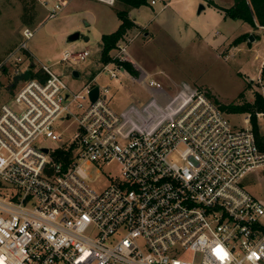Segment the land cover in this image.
<instances>
[{"label": "built area", "instance_id": "obj_1", "mask_svg": "<svg viewBox=\"0 0 264 264\" xmlns=\"http://www.w3.org/2000/svg\"><path fill=\"white\" fill-rule=\"evenodd\" d=\"M62 8L55 2L48 18ZM34 34L24 27L0 62V264H264V199L242 185L264 172L250 116L236 126L197 90L134 125L96 81L126 72L117 61H127V34L77 89L55 67L91 52L35 60ZM110 163L118 174L95 188L85 167Z\"/></svg>", "mask_w": 264, "mask_h": 264}, {"label": "rangeland", "instance_id": "obj_2", "mask_svg": "<svg viewBox=\"0 0 264 264\" xmlns=\"http://www.w3.org/2000/svg\"><path fill=\"white\" fill-rule=\"evenodd\" d=\"M150 1L139 11H130L137 22L147 27L131 28L127 36V51L141 60L142 67L127 60L136 75L126 71L118 74L117 79H109L105 74L96 79L100 86L108 87L107 101L112 109L125 112L131 123L141 126L155 121L168 103L186 100L197 90L208 92L223 104L252 102L256 91L264 96V28L256 26L244 32L248 23L224 16L208 6L207 0H172L161 11V0L154 5ZM215 1L224 7L228 5L227 0ZM55 2L63 8L57 16L48 18ZM200 5L204 10L199 14ZM122 8L117 0L114 7L96 0H47L45 7L38 0H0V62L22 40L21 30L30 28L35 34L27 47L35 60L54 62L66 47L87 48L91 52L78 65L55 67L67 84L77 89L97 73L101 36L117 29L119 19L114 9ZM74 31L88 36V40L79 38L66 43L67 35ZM243 34H252L255 39L234 44L233 40ZM73 70L79 72V78L72 76ZM149 77L160 82L162 89L149 86ZM6 80L2 77L4 83ZM241 92L243 96L239 97ZM226 115L236 126L247 125V113ZM256 116L259 133L264 135V117ZM85 171L90 175V184L97 189L108 185L109 179L118 174L114 163L105 165L100 173L94 165L86 166ZM259 176L258 181L246 176L242 185L252 195L264 199V172Z\"/></svg>", "mask_w": 264, "mask_h": 264}, {"label": "trees", "instance_id": "obj_3", "mask_svg": "<svg viewBox=\"0 0 264 264\" xmlns=\"http://www.w3.org/2000/svg\"><path fill=\"white\" fill-rule=\"evenodd\" d=\"M123 4L122 9H114L119 19V25L114 32L103 34L101 36L102 48L100 50V61L106 63L111 61L109 52L114 48L115 43L122 38L127 32L136 27L134 21L129 17V10L131 8H138L148 4V0H117ZM208 4L216 9L223 11L224 16H230L234 19H239L248 23L250 26L256 28L257 25L264 27V0H233V4L229 7H221L218 4L208 1ZM248 40V36L239 35L233 40L234 44L241 43ZM129 74L136 75L132 65L128 61H117ZM261 73H264V63ZM210 98L216 102L220 108L228 114L247 113L250 116V124L254 132L257 145L260 150L264 151V135L259 133V125L257 122L256 113H262L264 117V96L260 92H254L252 102L242 103H220L217 99L213 98L208 92L206 93ZM243 96V92L239 97Z\"/></svg>", "mask_w": 264, "mask_h": 264}, {"label": "crops", "instance_id": "obj_4", "mask_svg": "<svg viewBox=\"0 0 264 264\" xmlns=\"http://www.w3.org/2000/svg\"><path fill=\"white\" fill-rule=\"evenodd\" d=\"M96 1L102 2V3H104V4L108 5V6H111V7H114V2H115V0H113V3L109 2L108 0H96ZM161 1H162L163 3H162V5H161V8L159 9V11H161V10H163L164 8L168 7L169 4L172 2V0H161ZM208 1H209V0H207V2H208ZM210 1L216 3L215 0H210ZM156 3H157V2H156ZM156 3H155V4H156ZM216 4H218V5L221 6V7H224V6L220 5L219 3H216ZM227 4H228V5H227L226 7L231 6V5L233 4V0H227ZM153 5H154V4H153ZM143 6H144V5H143ZM143 6H142V7H143ZM208 6H210L211 8H213V9H215V10H217V11L220 12L221 14H224L223 11H221V10H219V9H216V8H214V7L211 6V5H208ZM142 7L140 6V8H142ZM140 8H139V7H138V8H131V9L129 10V17L134 21V23L136 24V27L138 26V27H141V28H147L145 25L140 24L139 22L136 21V19H135L134 17L131 16L130 11L132 12V10H134V9H136L137 11H139ZM202 10H204V8H203ZM202 10H201V11H202ZM201 11H200V12H201ZM199 14H200V13H199ZM243 23H245V22H243ZM133 28H135V27H133ZM257 28H259V29H263L264 27H262V26H260V25H257ZM251 29H252V26L249 25V27L246 28L244 32L251 31ZM148 33H149V30L146 32V34H148ZM195 33L198 34L197 31H195ZM196 34H195V35H196ZM127 35H128V32H127ZM198 35H199V34H198ZM128 36H129V35H128ZM126 58H127L128 61H131V62L134 63L135 65H138L139 67H142V66H141V65H142L141 60H140L137 56H135L132 52L130 53V55H129V53H127V54H126Z\"/></svg>", "mask_w": 264, "mask_h": 264}, {"label": "water", "instance_id": "obj_5", "mask_svg": "<svg viewBox=\"0 0 264 264\" xmlns=\"http://www.w3.org/2000/svg\"><path fill=\"white\" fill-rule=\"evenodd\" d=\"M204 8L203 5H200L197 12L200 13V11ZM79 38H81L82 40L84 41H87L88 40V36H85V35H81L79 33V31H74V32H71L70 34L67 35L66 37V43H72L76 40H78ZM255 38L252 36V34H249L248 35V41L251 42L253 41ZM30 67H34V63L32 62L30 64ZM72 76L74 78H79V74H78V71L77 70H73L72 71ZM29 77V70H26L24 73L20 74V75H16L13 77V82H12V85H15L19 80H25V79H28ZM98 96V86H94L90 92H89V97H90V100L91 101H95L96 98ZM46 151V150H45Z\"/></svg>", "mask_w": 264, "mask_h": 264}]
</instances>
